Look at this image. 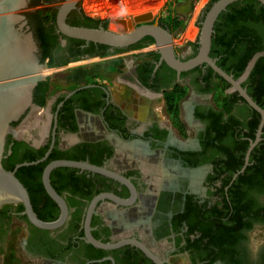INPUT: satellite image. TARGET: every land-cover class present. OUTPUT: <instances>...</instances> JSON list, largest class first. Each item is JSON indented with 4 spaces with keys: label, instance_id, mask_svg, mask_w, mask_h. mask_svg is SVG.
Wrapping results in <instances>:
<instances>
[{
    "label": "flooded vegetation",
    "instance_id": "obj_1",
    "mask_svg": "<svg viewBox=\"0 0 264 264\" xmlns=\"http://www.w3.org/2000/svg\"><path fill=\"white\" fill-rule=\"evenodd\" d=\"M65 2L30 0L23 12L45 79L12 124L3 165L33 164L16 176L46 224L62 216L43 182L53 162L104 169L131 188L90 170H53L49 181L67 206L65 222L41 229L28 221L22 204L4 206L0 264L8 262L2 253L14 239L15 264H156L144 247L164 264H264V239H253L264 230L261 114L207 63L183 72L171 68L151 37L120 48L63 35L57 16ZM66 24L109 30L108 23L89 21L78 5ZM218 38L226 45L215 56ZM254 47L264 50V6L236 1L215 23L209 58L248 95L264 58L257 52L245 65ZM189 48L186 56L174 49L180 62L198 56L200 39ZM32 124L38 132L25 139L22 131Z\"/></svg>",
    "mask_w": 264,
    "mask_h": 264
},
{
    "label": "water",
    "instance_id": "obj_2",
    "mask_svg": "<svg viewBox=\"0 0 264 264\" xmlns=\"http://www.w3.org/2000/svg\"><path fill=\"white\" fill-rule=\"evenodd\" d=\"M80 0H66L60 8L57 16V24L60 32L70 38L109 45L112 47H127L135 44L146 37H151L160 48L163 60L179 72L189 71L197 66L207 63L218 75L229 82L235 90L247 101L249 106L259 112L262 122L258 132V139L264 127V110L249 97L246 90L242 89L231 76L219 69L215 62L209 58L214 26L219 15L232 3L239 0H219L212 5L206 14L202 24L200 36V50L198 56L186 63L180 62L174 52L173 37L164 28L153 25H141L134 28L132 20H111L109 30H90L70 27L66 24L68 14L75 8ZM264 6V0H256ZM30 0H0V209L4 206L22 204L28 221L41 229H54L61 226L67 218V206L50 185L49 177L57 168H78L101 173L116 179L131 188V184L125 179L104 169L90 166L88 164L56 161L49 164L43 175V182L48 194L60 205L62 209L61 219L52 224L41 222L33 211L27 189L17 178V171L24 166L18 165L15 170L8 171L3 165L7 138L14 133L12 124L18 121L26 109L32 103L35 87L45 78L43 66L39 64L38 46L33 38L23 12L28 7ZM130 31V32H128ZM91 212L88 214L90 221ZM88 224V223H87ZM90 238V236L88 235ZM91 240V239H90ZM92 241V240H91ZM95 243V242H94ZM97 247L112 249L113 246H104L95 243ZM143 250L152 258L156 264H164L145 247Z\"/></svg>",
    "mask_w": 264,
    "mask_h": 264
},
{
    "label": "rangeland",
    "instance_id": "obj_3",
    "mask_svg": "<svg viewBox=\"0 0 264 264\" xmlns=\"http://www.w3.org/2000/svg\"><path fill=\"white\" fill-rule=\"evenodd\" d=\"M123 1L80 0L78 6L95 25L101 23L110 24L111 20L117 18H124L122 20L126 21L132 20L134 27L159 23L170 30L171 36L173 37L174 49L179 56H186L189 52V47L196 46L198 43L201 36L204 16L213 4V0H126L125 3H123ZM110 4H112V6H110ZM112 7L116 8L118 12L127 13V15H123L122 13V17H111L112 12H109L111 11L110 9L113 11ZM174 25L179 27L173 29ZM44 74L45 76H47V74L52 75V72L46 71ZM22 132L25 139H34V134L38 132L37 124L28 126ZM258 235L259 238L253 237V239L256 241H259L261 238L264 239V230H258ZM14 241L16 240L14 239ZM14 241H10L5 250L6 252L2 253V256L4 257L5 254V258L8 259V262L5 261V264L16 263L14 260L16 247H14L15 245H11L14 244ZM177 264H186V262L182 260L178 261Z\"/></svg>",
    "mask_w": 264,
    "mask_h": 264
},
{
    "label": "trees",
    "instance_id": "obj_4",
    "mask_svg": "<svg viewBox=\"0 0 264 264\" xmlns=\"http://www.w3.org/2000/svg\"><path fill=\"white\" fill-rule=\"evenodd\" d=\"M217 0H213V3H215ZM248 17H251V15H250V13L248 14ZM89 21H91L90 19H89ZM92 22V21H91ZM179 26H177V25H174V27H173V29H177ZM220 42H222L223 44L221 45L220 44ZM213 43L215 44V48H217V50H213V53H214V55L215 56H218L220 53H221V51L223 50L222 49V46L223 47H225V45H226V42H225V40H222V39H220V38H218V39H216V41H213ZM219 44V45H218ZM260 51H264L263 50V47H254V48H252L249 52H248V55H247V58H246V62H245V65H246V63H248V61L254 56V54L255 53H257V52H260ZM229 51H227V53H228ZM222 53H225V52H222ZM226 63H227V60L226 59H224V60H222V62H221V67L224 69V70H228L227 68H226ZM245 65H244V67H245ZM244 67L243 68H240V71L238 70V71H235V75L236 76H239L241 73H242V71H243V69H244ZM226 68V69H225ZM258 77H260V79H258ZM253 81H259V88H255V87H253L252 86V83L251 82H253ZM248 84H249V89H248V92H249V95L254 99V101L255 102H257V104L261 107V108H263L264 109V58H261L259 61H258V63H257V67H256V69H255V71L252 73V77H251V81H249L248 82ZM263 149H264V147H263ZM29 158H27V161L28 162H33V158H31L30 156H28ZM25 161V160H24ZM24 161H17V162H15V163H12V165H11V168H8L7 170L8 171H12L13 169L12 168H14L17 164H22ZM5 163H7V162H5ZM4 163V164H5ZM6 165V164H5ZM7 168V167H6ZM5 168V169H6ZM24 169H22V171H23ZM25 170H30V171H32L33 170V168H28V169H25ZM24 170V171H25ZM19 171H21V170H19ZM20 181H21V179H19ZM21 183H22V181H21ZM23 184V183H22ZM24 185V184H23ZM25 186V185H24ZM26 187V186H25Z\"/></svg>",
    "mask_w": 264,
    "mask_h": 264
},
{
    "label": "bare ground",
    "instance_id": "obj_5",
    "mask_svg": "<svg viewBox=\"0 0 264 264\" xmlns=\"http://www.w3.org/2000/svg\"><path fill=\"white\" fill-rule=\"evenodd\" d=\"M123 1V0H122ZM128 1V0H127ZM126 2V0L125 1H123V3H125ZM127 4V3H126ZM125 5V4H124ZM110 6H112V4H110ZM114 6V5H113ZM91 7H93V6H91ZM96 7V6H95ZM115 7V6H114ZM114 7H112L113 8V11H112V9H110L109 11V13H111L112 12V14H111V17H113L114 16V18H116V17H120L121 15H122V13H123V15H127V13H125V12H118V10L116 9V8H114ZM95 10V9H94ZM149 10V9H148ZM121 11V10H120ZM129 12V11H128ZM145 12V11H144ZM136 14V13H135ZM141 14H142V12H141ZM144 14V13H143ZM122 15V16H123ZM140 15V14H139ZM121 16V17H122ZM119 19V20H118ZM122 19H124V18H117V19H113V20H118V21H125L126 22V20H122ZM128 32H130V31H128Z\"/></svg>",
    "mask_w": 264,
    "mask_h": 264
}]
</instances>
